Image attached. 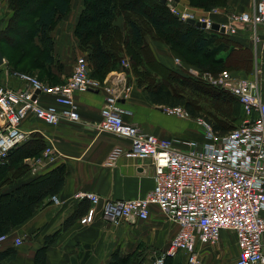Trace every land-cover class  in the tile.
I'll use <instances>...</instances> for the list:
<instances>
[{
  "label": "crops",
  "instance_id": "obj_1",
  "mask_svg": "<svg viewBox=\"0 0 264 264\" xmlns=\"http://www.w3.org/2000/svg\"><path fill=\"white\" fill-rule=\"evenodd\" d=\"M7 2V0H0V11ZM226 3L225 7L215 8V12L203 14L199 18H206L212 24L226 25L230 14L251 11L254 0H227ZM75 4L76 14H72ZM165 5L171 12L167 3ZM178 5L182 8L181 4L178 3ZM80 7L79 0H70V11L61 17L62 20L56 29L57 36L53 30L50 33L55 44V40H59L63 33L67 32L65 44L56 48V42L54 46L55 64L68 63L65 71L63 69L64 72L58 74L62 78L59 84H63L71 75L77 57L86 58L91 54L89 49L80 48L79 40L73 34L80 16ZM8 10L7 18L12 20L14 12L10 8ZM70 14L71 20H68ZM174 16L186 22L179 16ZM192 16L194 20L199 21L195 15ZM115 24L121 30L124 29L122 17H119ZM199 29L203 31L204 37L209 38L208 40L214 36L209 32L214 31L210 28ZM214 32L228 36L231 41V45H226V48L222 45L219 48V43L216 41L212 43L208 41L210 48H213L211 46L213 43L216 50L219 48L216 59L220 60L221 64L230 59L228 53L231 50L237 51L240 47L251 51V66L247 70L223 71L229 72L234 80L238 78L257 80L260 97L264 102V28L244 26L235 35ZM144 42L151 50L156 62L163 66L175 67L197 80L200 79L188 74L189 69L199 74L217 75L202 72L197 67L181 60L172 53L166 43L150 35L144 36ZM176 59L179 62L178 65L175 63ZM122 61H126L128 66H122ZM122 61L117 70L108 73L102 80L108 81L118 93L121 92L119 96L123 97L118 105L124 111L123 120L137 125L145 134L173 141L174 145L180 149L185 148L183 142L200 143L203 140V133L194 121L196 118L181 119L165 114L162 109L169 106L151 103L145 91L137 86L134 75L129 71V59L125 57ZM4 67L7 68L5 59L0 66V86L12 89L21 88V82L12 75V72L5 73ZM88 68L90 73V67ZM41 98L43 103L50 102L47 97L42 96ZM75 99L80 117L79 123L62 121L56 126H49L34 119L23 122L22 129L27 133L25 141L29 140L32 135H39L45 147L38 157L24 159V164L30 167V171L18 181V185L30 183L59 167H63L66 176L60 191L55 195L58 203H53L51 197L43 200L29 219L11 231L8 241L0 243L2 249L12 246L13 239L21 240V244L15 247V258L7 264H35L36 254L42 248H45L43 264H111L113 255L117 254L119 258H123L137 251L145 256L148 263L154 264V260L166 248L176 232V226L164 219L156 206L149 208L148 220L123 221L118 225L110 224L102 218L100 213L102 202L105 200L141 199L153 189L151 160L135 159L130 153V142L127 139L100 132L92 126L101 119L100 110L104 104V95L101 91L77 94ZM46 150L49 151L47 156L44 155ZM114 151H117L116 156L112 155ZM78 193H94L100 198L96 206L95 218L89 224H81L80 219L86 214L85 207L87 206V210L91 204L87 199L75 198ZM77 212H81V217H77L67 229L61 232L65 220ZM57 233L59 234L54 241L45 245V238ZM229 235L234 243L232 246L235 250L234 264L237 257L234 236L231 233L222 232L220 239L222 244H227L231 241ZM207 247L209 246L197 248L200 258L208 256L211 261L215 256L217 260L222 259L224 245L217 249L215 255ZM176 258L180 260L177 259L174 262ZM172 259V264H187L185 255L182 253Z\"/></svg>",
  "mask_w": 264,
  "mask_h": 264
},
{
  "label": "built area",
  "instance_id": "obj_2",
  "mask_svg": "<svg viewBox=\"0 0 264 264\" xmlns=\"http://www.w3.org/2000/svg\"><path fill=\"white\" fill-rule=\"evenodd\" d=\"M172 2L166 0L174 15L182 20L194 19L191 14H179ZM228 20L221 27L231 35L244 26L264 28V0H254L251 11L232 13ZM199 22L205 23L206 29L212 24L206 18ZM175 63L179 64L177 59ZM121 64L128 66L126 61ZM188 74L212 87L228 90L238 100L243 120L228 133L219 135L203 118H196L203 140L183 142L185 148L180 149L171 140L145 134L137 125L125 122L124 111L118 105L123 97L119 96L121 92L108 81L100 83L90 78L84 56L76 58L72 73L63 84L47 85L34 76L12 72L22 87L0 86V164L26 140L23 122L34 119L49 126L62 121L79 123L75 96L101 91L104 95L101 119L92 126L100 132L127 139L135 159L151 160L154 180L153 189L144 198L103 201L102 218L112 225L146 221L149 208L156 206L162 217L176 226V232L154 264H164L166 258L181 253L187 264H202L197 248L216 245L222 232L231 233L235 238L234 264H264V102L257 80H234L227 71L210 75L189 69ZM42 96L50 102L43 103ZM162 110L181 119L191 118L180 106ZM112 155L116 156L117 151ZM75 198L87 199L91 204L80 223L93 222L99 196L78 193ZM51 201L58 203L55 196ZM7 238V235L0 236V243ZM13 244L18 246L21 240L14 239Z\"/></svg>",
  "mask_w": 264,
  "mask_h": 264
},
{
  "label": "trees",
  "instance_id": "obj_3",
  "mask_svg": "<svg viewBox=\"0 0 264 264\" xmlns=\"http://www.w3.org/2000/svg\"><path fill=\"white\" fill-rule=\"evenodd\" d=\"M7 1L14 12L11 24L18 23L19 19L20 23H29L32 27V44L35 41L36 45L45 48V60H50V53L55 46L50 33L56 21L69 13L70 0ZM190 1L194 6L206 10L223 8L227 4V0ZM141 4L137 6V0H85L73 34L79 40L81 49L91 51L86 60L93 76L102 80L108 73L117 70L120 62L127 57L129 71L151 103L180 106L191 118H201L200 113L208 106L213 115H208L209 119L205 121L219 135H224L238 126L243 120V112L238 100L231 93L193 79L175 67L168 68L156 62L144 42V36L150 35L166 43L181 60L211 74L228 69L247 70L251 66V51L240 47L237 51L231 50L228 53L230 59L221 64L216 59L217 50L221 45L224 48L231 45L228 36L209 31L214 36L208 40L209 38L202 35L201 29L179 20L159 0H142ZM29 7L32 8L30 11ZM119 17L124 21L123 30L115 24ZM10 28L4 32L1 40L6 47H12L8 36ZM208 41L218 42L219 48L216 50L214 43L211 45L213 48H210ZM25 45L20 41L17 47L13 45L15 48H12L19 50V54L23 52L22 56L26 58L30 51L25 50ZM0 52L3 54L1 48ZM235 120L238 124L234 126ZM44 147L42 138L32 135L29 140H24L11 150L5 163L0 164V236H8L15 227L23 224L43 200L57 195L63 185L66 176L63 167L30 183L18 185V181L29 172L24 159L38 157ZM86 208L87 206L84 211L87 212ZM79 216L81 217V212L65 220L60 231L67 229ZM58 234L46 237L45 245L53 242ZM15 247L12 242V246L0 248V264H7L15 258ZM44 257L45 248H42L36 254L35 264H43ZM172 262V258H166L164 264ZM111 264H146V259L138 251L123 258L115 254Z\"/></svg>",
  "mask_w": 264,
  "mask_h": 264
},
{
  "label": "rangeland",
  "instance_id": "obj_4",
  "mask_svg": "<svg viewBox=\"0 0 264 264\" xmlns=\"http://www.w3.org/2000/svg\"><path fill=\"white\" fill-rule=\"evenodd\" d=\"M74 1H77V0H74ZM141 1L142 0H137V6L142 5ZM196 1L197 0H195V2ZM79 2L81 4V7H80V13H81L82 8H84L85 0H79ZM178 3L182 5V8L179 7ZM172 4L174 6V9L179 14L195 15L197 17V20H200L201 18L199 17H201L203 14L205 15L206 13H213L214 12L213 10L215 9V8H210L206 10V9L196 7L190 0H173ZM8 8L11 9L10 5L7 3L6 6L4 5V7H1V11H0V14H1L0 17H2L0 19V48L3 53L2 55H3V58L5 59V63L7 62V68L6 67L3 68L5 69L4 70L5 73L9 74L14 71L17 73L18 72L25 73V74L38 78L39 81L47 85H52L55 83L58 84L59 82H61L62 78H60L58 74H61L62 72L65 71V67L67 68L68 63L67 64L62 63L63 65L55 64V59H54V55H56L55 49L50 53L52 54L51 59L46 61L45 60L47 56L46 49L39 46V44L36 45L35 41H33V44H32V40L30 39L31 28H32L31 25L29 23H20L21 22L20 19L18 23L11 24V20L10 19L8 20L7 18V14L9 12ZM30 9L32 8L29 7L28 10L30 11ZM75 9H76V4L73 7L74 12H72V14L73 13L76 14ZM61 20L62 19L60 18L58 21H56V23L54 24V28L52 29L53 31H55L54 32L55 36H57L56 29H57V26H59V23ZM68 20H71V14L68 17ZM9 28H10V33H8V36L11 39L10 45L13 48H15V46L16 47L18 46V43L20 41L26 44L25 50L30 51L26 58L22 56L23 52L19 54V50L13 49L10 46L6 47L5 44L1 43L4 32L8 31ZM65 34H67V32L63 33L61 37L62 39L60 38L59 40H55V46L57 42L56 48L62 47L65 44ZM17 63H20V64L17 65ZM89 76L90 78L100 83H103L105 81V80H101V78L93 76V73H91V71L89 73ZM251 77H252V74H251ZM224 91H228V90L224 89ZM208 109L209 107L206 106V110L200 113L199 115L204 120L209 119L208 115H213V113L209 111L210 109L209 110ZM237 122L238 121L235 120L234 126L238 124ZM26 167L28 171H30V167L28 165ZM230 240L231 241L228 242L229 244L228 243L222 244V241L220 239L221 242L219 241L216 245L207 247V248H210L211 249L210 252L213 255H215L217 249L221 248L222 245H224L225 250H224L222 259L217 260L214 256L211 259V261H209L210 259H208V256H206L205 258L202 255L203 257L200 258L201 263L202 264H233L235 250L234 248H232L234 244L232 237ZM177 259L178 258H176L174 262H176ZM146 264H149L148 260L146 261Z\"/></svg>",
  "mask_w": 264,
  "mask_h": 264
},
{
  "label": "water",
  "instance_id": "obj_5",
  "mask_svg": "<svg viewBox=\"0 0 264 264\" xmlns=\"http://www.w3.org/2000/svg\"><path fill=\"white\" fill-rule=\"evenodd\" d=\"M159 2L161 4H165L166 3V0H159ZM187 23L191 24V25H195L196 27H199V28H206V24L203 23V22H199V21H196L192 18H189L186 20ZM211 30H214V31H219L221 33H225V29L224 27H221L220 25L218 24H211L210 27H209ZM4 62V59H3V56L2 54L0 53V66L3 64Z\"/></svg>",
  "mask_w": 264,
  "mask_h": 264
}]
</instances>
